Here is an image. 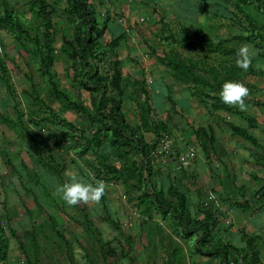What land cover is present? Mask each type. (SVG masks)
Instances as JSON below:
<instances>
[{
	"label": "rangeland",
	"instance_id": "rangeland-1",
	"mask_svg": "<svg viewBox=\"0 0 264 264\" xmlns=\"http://www.w3.org/2000/svg\"><path fill=\"white\" fill-rule=\"evenodd\" d=\"M5 3L11 24L0 22V264H221V248L228 264H254L255 256L264 264V41L251 37L264 34V6L200 0L192 26L199 12L193 1L179 9L184 21L164 18L161 3L153 21L144 15L149 0H86L96 29L94 58L85 62L77 53L92 29L77 0H0V17ZM47 15L53 79L88 115L56 93L42 64L37 41L44 42ZM199 41L237 51L247 45L253 53L254 72L229 74L249 88L244 109L186 81L170 63L177 52L226 74L230 57L188 46ZM120 52L136 54L139 70L122 65ZM155 60L159 73L149 72ZM158 75L166 89L156 88ZM100 79L109 105L120 101L135 140L116 141L104 129L94 90ZM189 149L192 162L182 168ZM69 171L105 181L101 202L69 206L56 195ZM157 196L207 225L210 236H186Z\"/></svg>",
	"mask_w": 264,
	"mask_h": 264
},
{
	"label": "trees",
	"instance_id": "trees-1",
	"mask_svg": "<svg viewBox=\"0 0 264 264\" xmlns=\"http://www.w3.org/2000/svg\"><path fill=\"white\" fill-rule=\"evenodd\" d=\"M77 1L79 2V6L75 7L76 11L79 13L81 17L84 18L86 24L89 25L90 29H92V30H88L83 34V45L81 46L79 53H77V55H81V58L85 62H88L89 56L94 58V49L92 47V43H93L92 36H93V30H95L96 27H94L93 19H89V21H87V18L92 16V12L89 10V8H87L86 0H77ZM255 2L264 6V0H255ZM10 15H11V10L5 3V15L3 17H0V22L6 25L11 24ZM48 16L49 15H47V17ZM47 21H48L47 30L44 35L45 38L44 42L41 43L40 41H37V45L41 53L42 64L45 67L47 74L51 77L50 81L56 93L61 95L71 105H75L84 114L88 115L89 112L84 106L73 102L67 94L60 92L58 90V85L53 79L54 73L51 69V59H52L51 29L53 25L49 17L47 18ZM15 28H17L19 31H22V29L19 26ZM251 37L259 38L262 41H264V34L262 33L253 32L251 34ZM188 46L191 47V49L194 51L228 56L230 57L233 63L231 66L227 68L226 74H224V72H222L218 67L207 64L203 58L201 59H195L192 57L187 58L175 52L170 59V63L174 65L175 69L177 70L181 69L182 74L185 75L186 77L185 80L192 82L197 87L200 86L204 89L209 88L210 90L213 91L216 90L220 92L223 83L226 80H230L229 74L237 75L244 70L237 67L236 65L237 50L234 48L224 47L221 43L212 44V43H206L204 41H199L198 43L189 42ZM247 70L249 72H254V69L252 68L251 65ZM120 74L121 73L119 69L116 67L113 73L112 83L115 85L114 88L117 90L120 89V78H121ZM95 75H97V72L95 73ZM7 84H9V88H10L11 86L9 81H7ZM84 85L87 89L88 87H91V85L88 82H84ZM94 90L101 93L98 111L102 115V117L108 120L107 123H105L101 118V123H103L104 129L111 131L116 141H120L123 138L126 140H135V137L133 135H128L129 125L126 123L125 117L121 111L120 101L113 103L111 106L109 105L110 101L107 96V89L105 88V85L101 79L95 83ZM223 106L224 104L219 107H223ZM202 131L204 132L205 130L202 129ZM199 134L197 135L198 139H199L198 137ZM245 134L246 135L248 134L247 131ZM251 138L253 139V137ZM157 201L160 210L162 212L165 213L169 211H174L177 214L182 231L186 236H192L198 231H203V238H207L210 236V229L207 225L200 223L198 221L191 222L189 216L184 211L180 210L176 205L172 203L165 204L159 196H157ZM215 254L219 257H222L221 264H228V259H229L228 249L226 248L218 249ZM253 260H254V264H260L259 258L257 256H255Z\"/></svg>",
	"mask_w": 264,
	"mask_h": 264
},
{
	"label": "clouds",
	"instance_id": "clouds-1",
	"mask_svg": "<svg viewBox=\"0 0 264 264\" xmlns=\"http://www.w3.org/2000/svg\"><path fill=\"white\" fill-rule=\"evenodd\" d=\"M253 53L247 45H242L236 54L237 67L247 70L252 63ZM249 95V88L241 81L226 80L220 91L221 101L229 106H238L241 109L246 107L245 98ZM70 180L60 184L56 188L58 195L69 206H76L80 203H100L106 194L107 185L103 180L89 182L80 176L77 171H69ZM80 260V256H77Z\"/></svg>",
	"mask_w": 264,
	"mask_h": 264
},
{
	"label": "crops",
	"instance_id": "crops-1",
	"mask_svg": "<svg viewBox=\"0 0 264 264\" xmlns=\"http://www.w3.org/2000/svg\"><path fill=\"white\" fill-rule=\"evenodd\" d=\"M179 1V2H177ZM194 2L193 5L194 7L196 8L197 11L199 12H196V22L194 24H190L188 22L189 25H192V26H195L198 22V19L200 18L201 16V11H200V5L198 2H200V0H149V3L150 5L146 6L144 10V15L147 16L150 20H153V21H157L159 17L162 16L161 15H157V14H154L152 11H155L154 10V7L156 6V4H159L161 3V5L164 7V18H169L170 16L171 17H177L178 19H181L182 21L185 20V16L183 15V13L181 11H179V9L181 8V6L184 4V3H190V2ZM124 27V26H119L117 29L118 30H122L121 28ZM121 56H125L126 57V60L124 61V59L121 57ZM138 57H136V54H133V55H130L129 56V53L126 52L124 54H122V52H120V55H119V60L121 61L122 65H129L132 70H139V62L137 61ZM149 66L150 68H153V70H150L149 72H155V73H159V69H160V63L157 62L156 60L154 62H151L149 63ZM142 68H146V65H143ZM134 70V71H135ZM155 81L158 80V83L159 84H156V88L157 89H160V87H163L164 89H166V85H165V80L162 78V76H157V78L154 79ZM188 147V146H187ZM185 146V148H187Z\"/></svg>",
	"mask_w": 264,
	"mask_h": 264
},
{
	"label": "built area",
	"instance_id": "built-area-1",
	"mask_svg": "<svg viewBox=\"0 0 264 264\" xmlns=\"http://www.w3.org/2000/svg\"><path fill=\"white\" fill-rule=\"evenodd\" d=\"M194 155V150L189 149L180 157L179 163L182 168H188L192 162V156Z\"/></svg>",
	"mask_w": 264,
	"mask_h": 264
}]
</instances>
